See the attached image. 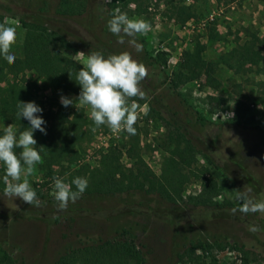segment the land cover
<instances>
[{
  "label": "rangeland",
  "instance_id": "obj_1",
  "mask_svg": "<svg viewBox=\"0 0 264 264\" xmlns=\"http://www.w3.org/2000/svg\"><path fill=\"white\" fill-rule=\"evenodd\" d=\"M46 1L41 9L55 16L52 26L71 43L70 49H63L65 55L80 63L79 52L86 57L92 51H101L105 56L128 51L147 67V78L141 82L147 99L138 103L141 108L147 103L150 111L135 125L133 136L138 137V142L133 143L136 153L130 157L126 153L130 135L114 133L106 125L97 127L90 118V107L82 106L77 95L49 85L34 70L8 72L1 82L3 86L22 76L34 82V102L42 108L39 114L46 122L43 127L47 134L44 143L37 142L42 163L36 166L29 181L33 188L41 187L55 203L43 201L42 207H36L19 197H4L6 172L0 165V179L4 181L0 189V258L12 257L15 264H49L67 242L74 240L77 232L101 229L106 224L125 220H141L150 252L148 264H167V254L173 249L171 244L181 241L193 229L203 238L212 234L222 240L219 245L208 248L205 244L198 250L199 260L204 257L205 262L215 259L218 264H264V212H231L232 208L239 207L240 202L234 199L237 191L250 187L254 199L264 200V0H182L195 14L183 24L172 17L169 0H132L115 7L113 0ZM116 9L130 18H143L150 23L151 30L134 38L125 36V43H118L119 37L107 26ZM3 23L18 25L12 52L17 58L22 57L26 28L10 16ZM131 39L141 44L143 50L137 52L128 42ZM197 41L205 44L203 58L206 67L220 80L219 88L207 83L204 72L185 83L178 79L182 53ZM149 57L155 58L159 67L149 64ZM172 80L177 83L174 88L169 87ZM160 93L168 104L163 116L155 109L162 106L154 99ZM61 95L71 98L73 104L64 107L60 103ZM179 101L202 112L208 120L205 127L193 125L183 116L185 109L179 106ZM238 103L246 113L236 120ZM176 112L181 113L188 129L193 127L191 134L187 133L191 138H181L169 123ZM230 113L234 116L229 118ZM8 124H13L8 116L0 117L1 132ZM52 127L54 136L50 139ZM59 128L63 129L61 136L57 135ZM186 143L193 150H187L189 161L180 167L184 182L178 187L181 191L180 197L175 198L178 203L167 200L164 203L180 208L181 212L177 209L181 217H187L188 211H199L196 222L190 217V224L194 226L191 231V225L188 229L187 225H179L178 233H172L171 225L153 216L148 208L138 204H134L136 208L130 207L135 197L125 194L79 197L74 203L69 201L66 210H58L53 195L55 177L66 183L75 177L88 180L87 165L92 168L104 161V170L107 165L113 168L119 156L117 168L122 170L132 167L137 155L152 172L161 175L165 173L167 160L177 156L176 148ZM72 188L75 190V185ZM151 206H155L154 200ZM71 208H79L81 215L52 221L56 214ZM250 226H257L259 230L252 232ZM139 238L141 234L136 240ZM0 264L4 262L0 260Z\"/></svg>",
  "mask_w": 264,
  "mask_h": 264
},
{
  "label": "trees",
  "instance_id": "obj_2",
  "mask_svg": "<svg viewBox=\"0 0 264 264\" xmlns=\"http://www.w3.org/2000/svg\"><path fill=\"white\" fill-rule=\"evenodd\" d=\"M131 1L113 0V5L114 7L120 4L125 5ZM168 3L172 10V17L177 22L183 24L195 17L191 6L185 5L182 0H169ZM46 4V0H0V23H3L6 16H10L18 19L26 28L22 44V57H16L15 62L9 64L3 56H0V117L8 116L20 131L30 125L25 118H18L17 105L19 101L34 102L35 85L34 82H30L22 76L21 78L15 77L3 86L1 82L8 72L17 74L26 69L34 70L40 76L45 77L49 85L68 90L77 96L80 93V85L76 82V77L83 65L63 53V49H70L71 43L61 31L52 26L51 21L55 19V16L45 14L41 9ZM204 50L205 44L197 41L191 48L182 53L178 66L180 71L178 79H180V83H185L197 78L201 72H204L207 83L214 88H219L221 85L220 80L214 76L212 70L206 67L203 58ZM148 62L155 67L160 65L153 57H149ZM164 83L166 84V82ZM169 85V87L174 88L177 83L172 80ZM162 97L163 93L154 96L157 104H162V106L157 105L158 109L154 107L159 116L168 109V104L164 103ZM179 106L185 109L182 115L185 114L189 121L193 122V125L205 127L208 120L202 112L190 106L185 107L182 101H179ZM151 107L153 108V105ZM236 109L238 113L235 119L237 120L244 116L246 109L240 103L237 104ZM176 113L171 116L172 122L169 121V123L175 126L181 138L183 136L191 138L189 135L193 127L188 129L181 113ZM184 119L187 120V118ZM53 130L52 127V133L49 134L50 139H53ZM62 131L63 129L59 128V134L57 133V135L61 136ZM0 134H2L1 131ZM46 134L36 130L34 131V138L37 142L44 143L43 139H46ZM130 141V147L126 153L132 157L136 153L133 146L137 144L138 137L130 135ZM187 150L192 152V146L187 143L184 146H178L176 148L177 156H171L167 160V168L165 173L161 175L152 172L138 155L132 167L123 168L122 170L117 168L119 156L116 157L117 164L113 163V168L106 164L104 170V161H100L92 168L87 165L88 170L85 172H88V186L80 197L87 199V197H110L122 194L132 196L145 202H136L133 199L129 203L130 207L136 208L134 204H138L143 208H148L154 214L153 216H157L171 225L172 233H178L177 227L179 225H187L188 229L191 225L190 217L196 222L195 219H197L199 211H188L189 217L184 215L181 217L178 215V209L179 212L182 210L169 205L170 203L177 204L175 198H179L181 194L178 187L184 181H181L180 167L189 161L188 154L190 151ZM210 150L212 151V149ZM42 152L45 151L42 150ZM117 174H120V176H117ZM1 181L3 180L0 179V189L4 185V181ZM34 190L37 193V198L46 204L55 203L42 192L41 187L34 188ZM153 200L155 206H151ZM165 200L170 203L165 204ZM80 211L79 208H71L69 211L56 214L52 221L59 222L63 218L75 219V217L81 215ZM64 214L68 215L65 216ZM192 228L194 226L191 225L190 231ZM187 229L185 231L190 232ZM190 233H186V237L182 238L181 241L171 244L173 249H170L167 254L166 263L218 264L215 259L205 262L203 257L199 260L200 256L196 253L198 250H202L205 244L208 248L221 244L222 240L218 238L219 236L211 234L209 238H203V236L197 234L196 229H193ZM138 234H141V238L136 240ZM145 237V225L141 220H125L118 224H106L101 229L77 232L74 235V240L67 242L58 256L49 264H130L131 262L134 264H148L150 252ZM0 260L4 264L16 263V260L9 256L0 258Z\"/></svg>",
  "mask_w": 264,
  "mask_h": 264
},
{
  "label": "clouds",
  "instance_id": "obj_3",
  "mask_svg": "<svg viewBox=\"0 0 264 264\" xmlns=\"http://www.w3.org/2000/svg\"><path fill=\"white\" fill-rule=\"evenodd\" d=\"M111 33L119 37L118 43H125L124 37H136L137 34H146L151 30L149 22L143 18H130L127 13L116 9L107 21ZM18 25L0 23V56L9 63L15 62L16 56L12 52V45L17 41ZM137 52L143 46L135 39L128 41ZM80 63L76 82L80 85L79 103L90 107V118L99 127L106 125L114 133L126 132L136 134L135 125L142 116H147L150 108L147 103L141 105L138 101L146 100L147 94L141 82L147 78V67L133 58L128 51L105 56L101 51L85 53L79 52ZM60 103L64 107L73 104L71 98L61 95ZM17 116L25 118L29 127L18 130L13 124L3 127L0 134V165L5 168L6 186L2 195L10 199L21 198L25 203L42 207L44 202L37 198V193L31 186L29 177L36 171V166L42 163L40 151L36 147L34 131L46 134L43 125L45 120L39 113L42 108L33 101H19ZM229 115V114H225ZM234 116L230 113L229 118ZM43 147V146H41ZM17 149L20 151L17 152ZM72 185H75L73 190ZM88 180L84 177H75L71 183L64 179L54 178V199L58 202V210H66L69 201L75 202L84 193ZM249 187L245 191H237L234 199L239 201V207L232 208V214L264 212V200H256L250 194ZM250 231H258L257 226H250Z\"/></svg>",
  "mask_w": 264,
  "mask_h": 264
},
{
  "label": "flooded vegetation",
  "instance_id": "obj_4",
  "mask_svg": "<svg viewBox=\"0 0 264 264\" xmlns=\"http://www.w3.org/2000/svg\"><path fill=\"white\" fill-rule=\"evenodd\" d=\"M187 217H189V215H187ZM180 227V226H179Z\"/></svg>",
  "mask_w": 264,
  "mask_h": 264
}]
</instances>
